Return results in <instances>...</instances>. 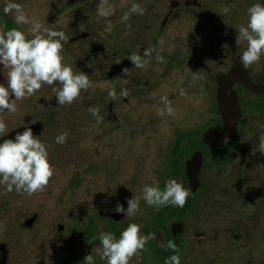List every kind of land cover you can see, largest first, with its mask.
<instances>
[{"label":"flooded vegetation","instance_id":"obj_1","mask_svg":"<svg viewBox=\"0 0 264 264\" xmlns=\"http://www.w3.org/2000/svg\"><path fill=\"white\" fill-rule=\"evenodd\" d=\"M119 2L130 6L135 2L146 10L143 16L132 15L144 21L143 27L134 30L111 29L109 32L108 29H100L93 25L92 20L97 16L91 13L90 9L93 10L97 6L98 0H23L22 5L24 10L29 5L36 6L37 11L40 12L38 21L44 20V12L47 9L49 19L53 22L52 30L64 31L70 38L69 42L64 44L62 55L71 58L72 66L77 62L79 67L81 66L80 69L77 67L78 70H90L93 81L100 84L107 93L112 88L117 93L121 88H127L129 92L127 98L112 101L107 93L103 96V106L107 107L105 113L109 115L113 106L117 105L122 109L127 107L126 113L121 114L117 121V128L121 134L132 133L137 143L138 132L131 126L129 118L130 114L133 116L137 110L133 106L128 107L129 103L135 104L139 110L140 101L153 95L151 91L156 92L158 87L159 91L169 86L176 88L177 85L162 82L174 70H180L181 80L176 84L181 86L186 80L194 79L191 73L202 71L199 74L204 79L193 81L198 82L193 97L197 104L201 105L200 111L212 117V120L197 124L199 117L195 118L194 126L189 128L191 120L188 119L185 123L186 129L178 130L176 137H172L169 159L173 170L171 175L167 169L159 176L150 172L140 178L130 176L125 178L126 181L119 180L115 190L105 189L102 183L99 184L100 189H95L94 185H88L87 182L84 189H76L79 181L76 178L77 166L72 163L70 169L74 175L65 174L60 181V191L71 196L68 203L66 201L61 203L58 192L50 189L27 197L18 195L14 190L7 192L5 187L1 186L6 201L3 207L10 214V226L0 240V264H84V257L89 254L95 257V264H98L102 260L96 256L94 249L99 247V234L108 231L118 239L120 232L129 223L135 221L133 218L116 213L114 211L116 205L121 204L126 210L127 199L142 195L145 185L158 182L160 189L163 190L165 182L174 177L179 178L185 188H189L186 162L194 154L200 153L203 160L197 178L200 186L191 191L183 208L169 205L155 210L143 203L139 205L140 211L137 212L141 213L146 208V212L156 213L154 228L157 230L152 229L150 223L142 221L144 235L156 234V238L148 242L150 249L164 259L167 258V254L170 256L176 254L170 249L160 247L158 242L174 240L179 249L180 237L185 225L170 219L169 215L177 212L185 213L204 188L202 178L206 162L204 153L220 152L228 148L235 143L246 117L264 115V55L259 62L244 69L240 63V56L247 45L245 41L236 39L237 26L247 23V9L254 3L264 4V0H119ZM225 6L230 7L231 11L227 15H222V8ZM3 7L4 0H0V32L18 28L31 38L28 25H16L12 14L3 13ZM83 17L84 20L81 19ZM62 20H67L69 25L62 27L60 24ZM110 33L125 34L118 38L106 37ZM149 33L151 34L147 36ZM170 33H181L182 41L179 47L173 48L171 45L169 47ZM149 47L161 50L160 55L163 60H158L154 53L145 69L133 67L128 60L130 54L139 50V54L143 55V50ZM86 64H90L91 67H85ZM157 67L161 70H157ZM124 68L128 71H122ZM167 68L171 71L165 76ZM7 71L8 69H3L0 65V84L5 86ZM140 73V76L142 74L148 76L149 83L146 85L148 91L142 86ZM150 74L154 75L153 81L149 79ZM227 78H232L234 81L225 90V96L235 100L239 117L232 142L221 149L212 150L204 144L203 137L212 128L224 129L219 106L221 90L219 82ZM178 95L179 91L175 90L173 95H168V99L173 101ZM153 96L155 99L159 97ZM109 115L105 120L110 117ZM176 116V112L174 116H169L174 118L173 125ZM49 119L37 115L32 119L21 117L14 122L9 121L6 123L8 133L0 139H14L17 132L24 131V126L31 127L34 136L41 137L46 130H52ZM69 123L74 126L77 121L71 117ZM127 123L128 128L134 132L127 129ZM196 134L200 136L195 140H189L190 136ZM183 149L190 150L187 158H184ZM145 176L147 177L144 178ZM65 181L68 182L69 189H64ZM53 182L54 180L51 179L48 186ZM0 192L2 193L1 189ZM15 197L26 199L29 208L20 213L19 220L14 225L12 208ZM178 229L180 230L177 234ZM174 230L175 237L172 235Z\"/></svg>","mask_w":264,"mask_h":264},{"label":"rangeland","instance_id":"obj_2","mask_svg":"<svg viewBox=\"0 0 264 264\" xmlns=\"http://www.w3.org/2000/svg\"><path fill=\"white\" fill-rule=\"evenodd\" d=\"M14 2L22 4L23 0H14ZM110 3L115 10V14L108 18L112 30H134L143 27L144 21L137 16H131L128 21L130 28L120 22L121 15L128 11L130 5L119 0H110ZM96 9L97 6L93 10L90 9V12L96 15ZM24 11L30 19L41 23L44 28L52 29L53 22L49 19L47 9L43 21L37 20L40 12L37 11L36 6L29 5ZM81 19L84 20L85 17ZM60 24L62 27H67L69 22L62 20ZM92 24L100 29H109L108 22L98 16L93 18ZM28 29H30L29 25ZM124 34L110 33L106 37L118 38ZM181 41V33L169 34V47L170 45L173 48L179 47ZM63 56L64 63L71 65V58L68 55ZM73 66L74 71L81 68L77 62ZM156 69L161 70L158 67ZM81 71L89 75L91 87L87 91H82L72 105H57L51 87L43 85L34 96L16 101V113L11 115L5 113L0 116L6 123L14 122L21 117L36 118L37 115L50 118L49 126L52 130H46L39 138L46 144L49 161L55 169V174L51 178L54 182L46 189L57 191L61 203L64 201L68 203L71 199V196L60 191V181L65 174H73L70 169L72 163L77 166L76 178L79 181L76 189H84L87 182L88 185H94L95 189H100L99 184L102 183L105 189L115 190L119 180L126 181L125 178L130 176L140 178L149 172L159 176L167 169L171 175L173 170L169 159L172 137H176L178 130L186 129L185 123L188 119L191 120L189 128L194 126L195 118L199 117L197 124L212 120V117L200 111L201 105L197 104L193 97L198 82L189 79L183 86L176 84L181 80L180 70L172 72L167 68L165 76L171 71L170 75L162 82L177 85L176 88L169 86L159 91L158 87L156 92L151 91L153 95L159 97L155 99L153 95H149L142 99L139 110L132 102L128 105L137 110L133 116L130 114L131 122L128 121L138 132L136 143L132 133L121 134L117 128V121L121 114L126 113L127 107L122 109L116 105L111 107V115L105 113L107 107L103 106V96L107 92L100 84L93 81L90 70L81 69ZM140 77L142 86L146 89L149 83L148 76L142 74ZM153 77L154 75L150 74L149 79L153 81ZM185 86L187 88H184ZM180 88L185 90L186 95H178L171 101L177 113L173 125V117L159 116L157 110L163 107L160 103L161 96L173 95V91H179ZM11 99L14 97L10 96ZM90 106L100 107V115L104 117L102 123L97 124L87 112ZM107 115L110 117L105 120ZM71 117L77 121L74 126L69 123ZM128 123L127 129L134 132L128 128ZM64 131L68 133L66 143L57 144L55 137ZM262 133H264V115L248 116L241 126L235 143L220 152L204 153L206 159L202 173L204 188L185 213L177 212L169 215L170 219L185 225L180 237L179 251L176 253L181 257V264H264V154L258 151V138ZM198 136L200 134L190 136L189 140H195ZM182 151L184 158H187L190 150ZM121 154L122 159H120ZM174 179L180 183L179 178L174 177ZM69 188L68 182L65 181L64 189ZM0 189L2 190L0 223L6 226L4 230H0L1 240L9 230L10 214L3 207L6 201L1 186ZM143 203L145 202L141 199L140 204ZM28 208L29 203L26 199L13 198L14 225L19 220L20 213ZM155 217L156 213L146 212L145 208L143 212L130 218L135 219L134 223L141 226V235H144L142 221L145 220L146 223L151 224L152 229L157 230L154 228ZM168 241L167 239L164 243L158 242V244L160 247L162 244L165 245L163 248L167 249ZM145 248L146 250L134 256L129 264H164V257L152 251L148 243ZM98 264H105V261H100Z\"/></svg>","mask_w":264,"mask_h":264},{"label":"clouds","instance_id":"obj_3","mask_svg":"<svg viewBox=\"0 0 264 264\" xmlns=\"http://www.w3.org/2000/svg\"><path fill=\"white\" fill-rule=\"evenodd\" d=\"M145 11L140 4L133 2L128 11L121 15L120 22L130 28L128 21L131 16H143ZM230 11L231 8L225 6L221 14L227 15ZM3 13L12 14L16 25H29L31 38L18 28L0 32V65L3 69H8L6 86L0 84V116L5 113L10 115L16 113V101L34 96L43 85L51 87L57 105H72L82 91H87L91 87V81L89 75L81 70L74 71L71 65L64 63L62 53L64 44L69 42L68 35L64 31L44 28L41 23L30 19L24 11V6L14 0H4ZM114 14L115 10L110 0H98L96 15L108 22L109 32L111 22L108 18ZM247 17L246 24L237 26L236 36L237 40H243L247 45L240 56V63L244 69L259 62L264 55V4H252L247 9ZM160 51L149 47L145 48L141 55L139 50H136L130 54L128 60L133 67L143 70L150 64L154 53L158 60H163ZM85 67L91 65L86 64ZM122 71L127 72L128 69L124 68ZM200 72L202 71L191 74L194 79L203 80ZM107 95L110 100L115 101L127 98L129 92L127 88H121L117 93L112 88L108 90ZM179 95H186L183 88L179 89ZM10 96L14 99L10 100ZM160 103L163 107L158 108L159 116L175 115L176 109L172 107L167 96H161ZM100 111L98 106H90L87 109L97 124L104 121ZM7 133V124L0 118V137H5ZM67 136V131L61 132L55 137V142L62 145L66 143ZM258 139V151L264 154V133ZM54 174L55 169L49 161L47 146L39 136H34L31 127L24 126V131L17 132L14 139H4L0 143V186H4L7 192L14 190L18 195L32 197L47 188ZM190 195V188H185L175 179H170L165 182L163 190L160 189L158 182L145 185L142 196L127 199L126 210L123 205L117 204L114 211L125 217H132L140 211L141 199L155 210L169 205L183 208ZM5 227L0 223V230H4ZM155 238V233L141 235V226L129 223L120 232L118 239L111 232H101L98 237L99 247L94 251L105 264H129L130 260L145 251L146 244ZM166 247L173 253L179 251L174 240H169ZM84 264H95V257L92 254L86 255ZM164 264H181V257L178 254L171 255L165 259Z\"/></svg>","mask_w":264,"mask_h":264},{"label":"water","instance_id":"obj_4","mask_svg":"<svg viewBox=\"0 0 264 264\" xmlns=\"http://www.w3.org/2000/svg\"><path fill=\"white\" fill-rule=\"evenodd\" d=\"M232 78L221 79L220 80V94H219V106L222 122L224 124V129H210L203 137L204 144L212 150L221 149L228 144H230L234 138L237 120L239 117V111L236 106V102L233 98L225 96V90L233 82ZM244 84V83H243ZM245 85V84H244ZM10 139V138H6ZM4 139H0V143ZM202 156L200 153L194 154L187 162V183L191 191H194L200 186L197 178L201 172L202 168ZM180 229L176 231L178 234ZM173 237H175V230L172 231Z\"/></svg>","mask_w":264,"mask_h":264},{"label":"trees","instance_id":"obj_5","mask_svg":"<svg viewBox=\"0 0 264 264\" xmlns=\"http://www.w3.org/2000/svg\"><path fill=\"white\" fill-rule=\"evenodd\" d=\"M170 255L167 254V257H169Z\"/></svg>","mask_w":264,"mask_h":264}]
</instances>
